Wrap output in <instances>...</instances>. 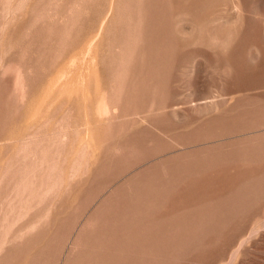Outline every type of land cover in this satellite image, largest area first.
<instances>
[{"label": "rangeland", "instance_id": "374dc122", "mask_svg": "<svg viewBox=\"0 0 264 264\" xmlns=\"http://www.w3.org/2000/svg\"><path fill=\"white\" fill-rule=\"evenodd\" d=\"M0 264H264V0H0Z\"/></svg>", "mask_w": 264, "mask_h": 264}]
</instances>
